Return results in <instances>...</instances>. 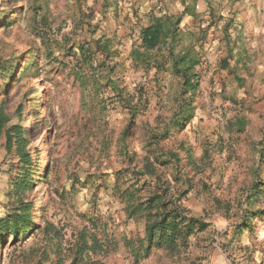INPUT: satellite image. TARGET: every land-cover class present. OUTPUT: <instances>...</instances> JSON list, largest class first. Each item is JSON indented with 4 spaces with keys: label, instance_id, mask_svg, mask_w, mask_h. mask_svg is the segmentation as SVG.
Instances as JSON below:
<instances>
[{
    "label": "rangeland",
    "instance_id": "obj_1",
    "mask_svg": "<svg viewBox=\"0 0 264 264\" xmlns=\"http://www.w3.org/2000/svg\"><path fill=\"white\" fill-rule=\"evenodd\" d=\"M184 7L174 52L190 50L198 77L183 95L166 47L129 52ZM0 108L29 124L27 163L0 130V217L34 205L0 264H68L81 234L78 264H264V0H0ZM127 194L206 226L135 255L145 219Z\"/></svg>",
    "mask_w": 264,
    "mask_h": 264
},
{
    "label": "trees",
    "instance_id": "obj_2",
    "mask_svg": "<svg viewBox=\"0 0 264 264\" xmlns=\"http://www.w3.org/2000/svg\"><path fill=\"white\" fill-rule=\"evenodd\" d=\"M187 13V8L184 7L179 15L162 14L160 16H154L152 21L140 28L139 39L140 42L136 47H132L129 55L134 59L148 60V52L150 50L166 47L171 59L173 70L182 79V94L191 90L192 92L196 89L197 85V73H195V66L198 64L195 56L190 54V50L174 52V44L179 41L180 38V22L182 15ZM105 37V36H102ZM101 38V37H100ZM97 39L95 42L97 45L101 44V47H107V43H101V39ZM77 49L82 55H85V49L82 44H77ZM181 104L188 108H192L190 102H186L182 97ZM20 111V109H19ZM21 112V111H20ZM136 110L130 114V122ZM187 114V113H185ZM182 117L178 120H174L173 124L181 123L185 124L190 118L189 115H181ZM10 118L5 114L4 110L0 108V130L5 124L4 130L1 132L5 135L6 148L11 149L15 144L17 145L16 152L21 155V163H27L29 157L26 152H22L21 147L23 145V139L27 134V128L22 126L21 122L9 123ZM246 119L243 116L236 118L235 124L238 129H242ZM7 122L9 124H7ZM128 123V126L130 125ZM29 125V124H28ZM26 129V132L24 131ZM20 142V143H19ZM20 144V147L18 146ZM20 169L25 168L20 166ZM21 171V170H20ZM11 183L15 188H24L29 185L30 178L28 174L21 176L20 174L12 178ZM126 199L128 201L127 209L130 213L143 211V218L145 219L144 232L145 236L138 239L139 250L135 249V255H145L149 251L151 246H167L172 247L176 244L177 239L185 238L194 229L201 230L206 226L205 222H200L198 219L193 217H187L183 214L184 209L182 206L177 204L174 207L167 208L165 204H161L160 210L152 213L151 208L154 207L152 203L155 201L148 200L147 202H136L132 199L131 194H127ZM160 203V202H159ZM158 203V204H159ZM156 204V205H158ZM31 202L20 201L12 211L0 217V257L2 250L1 237L4 234H10L13 237L20 234L23 231L25 233L32 226V217H30V211L33 208ZM81 244L78 245L76 252L72 260L68 264H78L79 258L83 255H87L90 250L88 245L87 236L81 234ZM145 242V243H144Z\"/></svg>",
    "mask_w": 264,
    "mask_h": 264
},
{
    "label": "bare ground",
    "instance_id": "obj_3",
    "mask_svg": "<svg viewBox=\"0 0 264 264\" xmlns=\"http://www.w3.org/2000/svg\"><path fill=\"white\" fill-rule=\"evenodd\" d=\"M25 127H28V123L26 124V126ZM29 131H28V128H27V133H28Z\"/></svg>",
    "mask_w": 264,
    "mask_h": 264
},
{
    "label": "crops",
    "instance_id": "obj_4",
    "mask_svg": "<svg viewBox=\"0 0 264 264\" xmlns=\"http://www.w3.org/2000/svg\"><path fill=\"white\" fill-rule=\"evenodd\" d=\"M170 13H176V12H173V11H172V12H170Z\"/></svg>",
    "mask_w": 264,
    "mask_h": 264
}]
</instances>
